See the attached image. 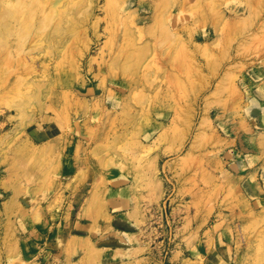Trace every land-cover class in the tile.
<instances>
[{
  "label": "rangeland",
  "instance_id": "obj_1",
  "mask_svg": "<svg viewBox=\"0 0 264 264\" xmlns=\"http://www.w3.org/2000/svg\"><path fill=\"white\" fill-rule=\"evenodd\" d=\"M0 189V264H264V0H0Z\"/></svg>",
  "mask_w": 264,
  "mask_h": 264
},
{
  "label": "crops",
  "instance_id": "obj_2",
  "mask_svg": "<svg viewBox=\"0 0 264 264\" xmlns=\"http://www.w3.org/2000/svg\"><path fill=\"white\" fill-rule=\"evenodd\" d=\"M1 189H0V195H1ZM85 197H84V194L83 193H78V192H76L75 194H74V196H73V202H77L78 204H79V206L81 207L82 206V204L84 203L83 201L85 200L84 199ZM79 227H81L80 226V224L77 226V224H76V222L75 223H70V228H65L66 230L64 231L65 233H64V236H66V237H64V239L66 238V240L67 241H70V239L72 238V236H74V235H76V236H83V235H81V234H78V233H71L73 230H75V229H77V228H79ZM68 233V234H67ZM4 258V255H3V252L0 250V261H1V259H3ZM212 263V262H211ZM214 263V262H213ZM212 263V264H213ZM218 264H221V262L219 261L218 262Z\"/></svg>",
  "mask_w": 264,
  "mask_h": 264
}]
</instances>
